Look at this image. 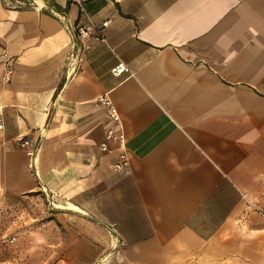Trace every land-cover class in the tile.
Listing matches in <instances>:
<instances>
[{"label":"crops","instance_id":"crops-1","mask_svg":"<svg viewBox=\"0 0 264 264\" xmlns=\"http://www.w3.org/2000/svg\"><path fill=\"white\" fill-rule=\"evenodd\" d=\"M8 1L12 264H264V0Z\"/></svg>","mask_w":264,"mask_h":264},{"label":"rangeland","instance_id":"rangeland-1","mask_svg":"<svg viewBox=\"0 0 264 264\" xmlns=\"http://www.w3.org/2000/svg\"><path fill=\"white\" fill-rule=\"evenodd\" d=\"M7 2L9 1L7 0ZM24 217L23 213H20L19 210H12V208L2 211L0 218V264H12L15 261L16 251L31 245L21 237L29 229L21 224ZM20 237L22 238L21 241H19Z\"/></svg>","mask_w":264,"mask_h":264},{"label":"built area","instance_id":"built-area-1","mask_svg":"<svg viewBox=\"0 0 264 264\" xmlns=\"http://www.w3.org/2000/svg\"><path fill=\"white\" fill-rule=\"evenodd\" d=\"M105 25H107V23ZM75 33H77V35H79L82 38H88L89 37L88 31L84 28L75 29ZM126 70L127 69H126L125 65L120 64V65L116 66L115 68H113L112 72L115 76H121L122 74H124L126 72ZM9 74H10V72H9ZM101 101L109 107V115L111 116L112 120L115 122H119V120H120L119 116H118L117 111L114 108L111 100L105 96L104 98L101 99ZM112 137H113V133H112V131H109V133L107 135V139L109 140ZM24 144H27V143H24ZM101 149H102V151H106L108 149L107 143L101 144ZM122 164L127 165L126 159L123 161ZM122 164H119L116 167L120 168Z\"/></svg>","mask_w":264,"mask_h":264}]
</instances>
